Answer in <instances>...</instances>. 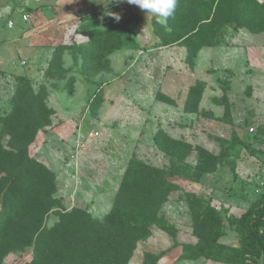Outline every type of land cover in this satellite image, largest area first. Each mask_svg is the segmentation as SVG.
I'll use <instances>...</instances> for the list:
<instances>
[{
  "label": "rangeland",
  "instance_id": "rangeland-1",
  "mask_svg": "<svg viewBox=\"0 0 264 264\" xmlns=\"http://www.w3.org/2000/svg\"><path fill=\"white\" fill-rule=\"evenodd\" d=\"M57 1L0 0V117L11 112L16 92L45 91L51 124L27 154L55 175L56 214L74 209L104 221L134 159L172 170L174 188L160 209L170 227L145 231L126 264H145L147 254L161 252L148 264H232L180 258V246L211 238L206 209L212 207L220 218L218 242L237 248L230 221L264 192V32L226 24L216 32L217 46L193 53L184 43L160 46L155 16L135 5ZM157 23L170 32L168 22ZM73 44L83 47L58 49L49 68L55 49ZM1 142L7 150L8 138ZM206 154L211 170L200 173L195 168ZM56 214L48 215L47 227ZM31 259L25 250L2 264ZM255 264H264V256Z\"/></svg>",
  "mask_w": 264,
  "mask_h": 264
},
{
  "label": "trees",
  "instance_id": "trees-1",
  "mask_svg": "<svg viewBox=\"0 0 264 264\" xmlns=\"http://www.w3.org/2000/svg\"><path fill=\"white\" fill-rule=\"evenodd\" d=\"M157 21L154 17L152 25L160 46L184 43L186 50L194 53L217 46L216 32L226 24L252 35L263 33L264 0H178L173 16L167 20L170 32L164 33ZM90 39L96 37L91 34ZM80 47L83 45L57 47L49 68L60 56V52L56 54L58 49ZM23 90L22 94L15 93L11 112L0 117V264L9 254L25 250L32 253L25 264H126L133 245L145 231L170 227L160 209L174 188L169 181L174 173L133 159L123 173L113 210L104 221L92 220L87 213L74 209H60L56 214L55 175L27 154L37 133L50 126L52 112L45 105V91ZM5 138L7 150L1 142ZM237 141L233 133V142ZM210 159L211 155H204L195 170L210 172L206 169ZM191 171L189 167L184 169L186 175ZM206 210L211 238L200 245L182 244L180 258L255 264L264 256V192L241 217L230 221L238 234L237 248H226L218 242L222 235L220 218L216 209ZM53 212L57 221L47 227L46 219ZM164 253L147 254L145 264L151 257L153 263L157 262Z\"/></svg>",
  "mask_w": 264,
  "mask_h": 264
},
{
  "label": "clouds",
  "instance_id": "clouds-1",
  "mask_svg": "<svg viewBox=\"0 0 264 264\" xmlns=\"http://www.w3.org/2000/svg\"><path fill=\"white\" fill-rule=\"evenodd\" d=\"M130 5L137 6L145 15H152L158 18L159 22L166 24L169 17L173 16L178 0H120ZM114 15L119 21L120 16Z\"/></svg>",
  "mask_w": 264,
  "mask_h": 264
},
{
  "label": "crops",
  "instance_id": "crops-1",
  "mask_svg": "<svg viewBox=\"0 0 264 264\" xmlns=\"http://www.w3.org/2000/svg\"><path fill=\"white\" fill-rule=\"evenodd\" d=\"M58 4H65L67 1L66 0H58L57 1ZM76 6V3L74 5V7ZM34 16H36V13H34ZM72 17H75V16H72ZM72 25L74 26L73 28V31L72 32H75V28H76V21L75 22H72Z\"/></svg>",
  "mask_w": 264,
  "mask_h": 264
},
{
  "label": "built area",
  "instance_id": "built-area-1",
  "mask_svg": "<svg viewBox=\"0 0 264 264\" xmlns=\"http://www.w3.org/2000/svg\"><path fill=\"white\" fill-rule=\"evenodd\" d=\"M27 19H28V16H24V17L22 18L23 21H27ZM7 27H8V28H12V27H13V22H12V21H9V22L7 23ZM249 130H250V132L253 131V129H249Z\"/></svg>",
  "mask_w": 264,
  "mask_h": 264
}]
</instances>
